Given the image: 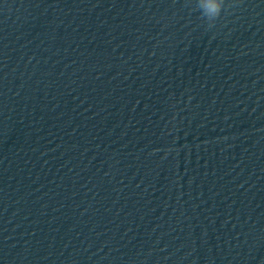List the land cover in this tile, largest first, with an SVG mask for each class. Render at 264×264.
Returning a JSON list of instances; mask_svg holds the SVG:
<instances>
[{"label":"clouds","instance_id":"clouds-1","mask_svg":"<svg viewBox=\"0 0 264 264\" xmlns=\"http://www.w3.org/2000/svg\"><path fill=\"white\" fill-rule=\"evenodd\" d=\"M191 10L198 12L208 29L215 26L222 12L226 10L225 0H189Z\"/></svg>","mask_w":264,"mask_h":264}]
</instances>
